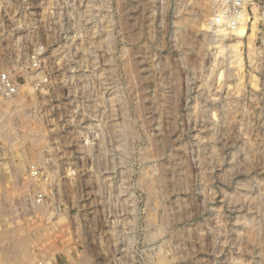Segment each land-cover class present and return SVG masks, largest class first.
Listing matches in <instances>:
<instances>
[{
    "label": "rangeland",
    "instance_id": "rangeland-1",
    "mask_svg": "<svg viewBox=\"0 0 264 264\" xmlns=\"http://www.w3.org/2000/svg\"><path fill=\"white\" fill-rule=\"evenodd\" d=\"M223 9L0 0V264H264V0Z\"/></svg>",
    "mask_w": 264,
    "mask_h": 264
},
{
    "label": "built area",
    "instance_id": "built-area-1",
    "mask_svg": "<svg viewBox=\"0 0 264 264\" xmlns=\"http://www.w3.org/2000/svg\"><path fill=\"white\" fill-rule=\"evenodd\" d=\"M245 1L221 0L224 9L214 17L215 24L230 25L235 28L237 22L243 18ZM22 91V85L11 71L0 68V100L2 103L18 99ZM49 178L50 175L37 164H32L27 172V188L31 191V199L37 206H44L47 200V188L43 185V181Z\"/></svg>",
    "mask_w": 264,
    "mask_h": 264
},
{
    "label": "bare ground",
    "instance_id": "bare-ground-1",
    "mask_svg": "<svg viewBox=\"0 0 264 264\" xmlns=\"http://www.w3.org/2000/svg\"><path fill=\"white\" fill-rule=\"evenodd\" d=\"M2 110H3V109H2ZM6 110H7V109H6ZM3 111H5V110H3ZM9 124H10V122L8 123V120L6 119L5 121H3V123H2L1 126H0V127L2 128V130H5V131H4L5 133H6V132L9 133V132L12 131V130L10 131ZM11 128H12V126H11ZM7 133H6V134H7ZM12 134H13V133H12Z\"/></svg>",
    "mask_w": 264,
    "mask_h": 264
}]
</instances>
